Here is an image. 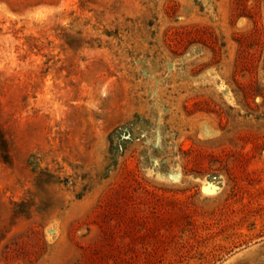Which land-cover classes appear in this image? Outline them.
I'll list each match as a JSON object with an SVG mask.
<instances>
[{
	"label": "rangeland",
	"instance_id": "374dc122",
	"mask_svg": "<svg viewBox=\"0 0 264 264\" xmlns=\"http://www.w3.org/2000/svg\"><path fill=\"white\" fill-rule=\"evenodd\" d=\"M0 264H264V0H0Z\"/></svg>",
	"mask_w": 264,
	"mask_h": 264
},
{
	"label": "bare ground",
	"instance_id": "6f19581e",
	"mask_svg": "<svg viewBox=\"0 0 264 264\" xmlns=\"http://www.w3.org/2000/svg\"><path fill=\"white\" fill-rule=\"evenodd\" d=\"M215 188H216L215 185H213L212 183H210L209 185H205L206 191H214Z\"/></svg>",
	"mask_w": 264,
	"mask_h": 264
}]
</instances>
